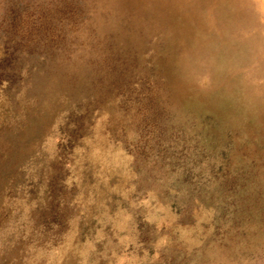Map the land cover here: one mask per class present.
<instances>
[{"label": "rangeland", "instance_id": "rangeland-1", "mask_svg": "<svg viewBox=\"0 0 264 264\" xmlns=\"http://www.w3.org/2000/svg\"><path fill=\"white\" fill-rule=\"evenodd\" d=\"M0 264H264V0H0Z\"/></svg>", "mask_w": 264, "mask_h": 264}]
</instances>
